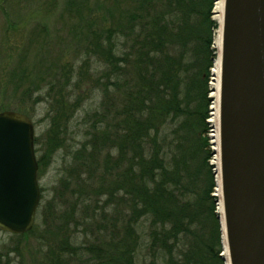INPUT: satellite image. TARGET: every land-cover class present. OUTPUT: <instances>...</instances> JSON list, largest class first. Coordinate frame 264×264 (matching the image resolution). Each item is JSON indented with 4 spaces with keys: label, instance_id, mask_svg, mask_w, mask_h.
I'll return each mask as SVG.
<instances>
[{
    "label": "trees",
    "instance_id": "1",
    "mask_svg": "<svg viewBox=\"0 0 264 264\" xmlns=\"http://www.w3.org/2000/svg\"><path fill=\"white\" fill-rule=\"evenodd\" d=\"M61 3L79 54L65 62L48 46L41 85L27 73L0 102V112L28 116L24 100L48 101L50 126L34 139L39 168L69 154L45 206L42 222L62 226L37 240H47L43 264H225L206 122L214 0ZM87 96L98 103L71 128ZM5 252L0 264L2 255L12 264Z\"/></svg>",
    "mask_w": 264,
    "mask_h": 264
},
{
    "label": "water",
    "instance_id": "2",
    "mask_svg": "<svg viewBox=\"0 0 264 264\" xmlns=\"http://www.w3.org/2000/svg\"><path fill=\"white\" fill-rule=\"evenodd\" d=\"M34 139L26 114L0 112V231L8 234H26L35 223ZM212 156H219L214 196L221 207V256L225 264H264V0H224Z\"/></svg>",
    "mask_w": 264,
    "mask_h": 264
},
{
    "label": "rangeland",
    "instance_id": "3",
    "mask_svg": "<svg viewBox=\"0 0 264 264\" xmlns=\"http://www.w3.org/2000/svg\"><path fill=\"white\" fill-rule=\"evenodd\" d=\"M3 1L0 0L1 103L11 100L16 87L14 83L19 79H27H23L27 73L30 75V82L34 81L38 86L41 85L42 78L39 77L42 73L40 70L49 63L50 58L53 56L50 54L48 46L51 45L50 47H52L56 43L54 50L59 55L58 59L63 57L65 62L71 58H75L82 49L76 40V36L79 37L78 30L73 26V22L70 19L61 15V0H21V2L14 0L9 1L6 6H3ZM215 1L212 9V19L214 16ZM50 4H53V6ZM44 28H46V32ZM211 82L212 76L208 84L209 90L207 98L210 99V103L208 105V119L206 120L209 128L207 138L212 151L214 128L209 122L212 117L211 105L213 104L211 98ZM43 89L45 90L42 86L41 92ZM114 97L120 100L121 91L117 89L114 92ZM85 98L72 117L70 122L71 128L77 125V118L79 116L83 115L86 111H91L98 103L97 96H87ZM24 102L29 105L28 117L33 123L35 137L40 134L43 135L50 126L49 102L44 100L36 104L28 100H24ZM7 110L16 111L14 108ZM79 141L80 137L74 135L69 144L76 145ZM68 156L67 151L65 153L63 150H59L51 155L49 160L45 157V164L48 162L45 166L39 168L38 165L37 180L40 187V202L32 229L28 233L21 235L23 236L22 238L13 237L12 234L0 231V247L6 248L4 251L0 250V252L6 254L7 252L5 251H9L12 264H43L45 261L43 253L48 251V248L46 249L45 246L47 240H42V244L37 240L43 237L44 230H47L49 227L53 229L52 232L55 236V231L57 232L58 227L62 226L59 223H53L51 221L46 226L42 221L47 212L45 206L50 200L53 202L52 198L55 195V190L59 186V181L63 175L65 161L68 159ZM213 158L212 156L209 160V165L213 166L212 173L214 174L215 165L213 164ZM215 194L216 188L212 195L214 196ZM58 204L59 202H57ZM216 209L218 211V206ZM39 215H41V220H39ZM16 248L19 249L18 253H22V256L13 251ZM7 261L8 259L2 255V264H6Z\"/></svg>",
    "mask_w": 264,
    "mask_h": 264
},
{
    "label": "bare ground",
    "instance_id": "4",
    "mask_svg": "<svg viewBox=\"0 0 264 264\" xmlns=\"http://www.w3.org/2000/svg\"><path fill=\"white\" fill-rule=\"evenodd\" d=\"M223 4L224 0H216L215 1V15L213 16L214 20L218 24V28L215 31L214 35V49H215V60L213 64V68L211 71L212 74V82H211V98H212V117L210 119V123L214 128L213 144L218 143V115H219V76H220V53H221V25H222V16H223ZM215 76V79L213 78ZM215 80V81H214ZM218 150V147L216 148ZM213 164L217 166L219 164V156H215L213 158ZM216 179H220L219 175L216 176ZM221 212V207L219 204L218 212Z\"/></svg>",
    "mask_w": 264,
    "mask_h": 264
}]
</instances>
